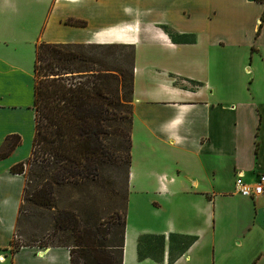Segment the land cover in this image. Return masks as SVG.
Returning a JSON list of instances; mask_svg holds the SVG:
<instances>
[{
	"label": "crops",
	"instance_id": "obj_1",
	"mask_svg": "<svg viewBox=\"0 0 264 264\" xmlns=\"http://www.w3.org/2000/svg\"><path fill=\"white\" fill-rule=\"evenodd\" d=\"M262 12L254 0H0V264H70L67 247L13 246L25 180L11 169L32 152L40 43L133 48L121 264H264V194L234 193L236 174L264 175Z\"/></svg>",
	"mask_w": 264,
	"mask_h": 264
},
{
	"label": "trees",
	"instance_id": "obj_2",
	"mask_svg": "<svg viewBox=\"0 0 264 264\" xmlns=\"http://www.w3.org/2000/svg\"><path fill=\"white\" fill-rule=\"evenodd\" d=\"M254 1L263 5L260 18L263 21L264 0ZM72 24L78 26L83 23L74 21ZM165 31L170 40L175 41L174 34L168 29ZM117 48L130 49L133 59L131 46L43 43L36 46L35 134L31 156L27 161L36 163L37 170L31 174L39 187L33 194L35 204L46 209L53 208L59 188L97 178L112 160L107 138L112 124L127 119L122 109H126L127 103H132L133 63L128 75L118 66L119 63L117 67L111 68L105 55L99 51ZM128 90L130 101L127 99ZM130 124L131 114L127 137V175ZM17 144L16 138L8 149L11 150ZM24 164L16 165L11 172L23 175ZM55 222L60 229L71 228L76 233L74 248L70 249V264H80V261L82 264H121L124 215L119 225V245L109 247L97 244L95 238L100 232L80 227L71 212H58ZM112 250H118L117 260H114Z\"/></svg>",
	"mask_w": 264,
	"mask_h": 264
},
{
	"label": "rangeland",
	"instance_id": "obj_3",
	"mask_svg": "<svg viewBox=\"0 0 264 264\" xmlns=\"http://www.w3.org/2000/svg\"><path fill=\"white\" fill-rule=\"evenodd\" d=\"M99 53L105 55L111 68L117 67L119 63L118 66L129 75L132 66L130 49H102ZM127 93V99L130 101L129 90ZM131 104L127 103L126 109H122L127 119L112 124L110 128V136L107 139L112 150V160L105 165L97 178L59 188L53 208L46 209L33 202V194L39 189L37 180L31 175L37 170L36 163L25 162L24 192L13 239L14 248L31 245L40 247L63 245L70 249L74 248L76 233L71 228L60 229L56 225L55 217L58 212H71L79 221L80 227L99 231L100 234L95 238L97 244L104 247L119 245L121 232L119 225L124 215L127 192V137ZM159 245V242L154 241L152 247L158 249ZM117 252L118 250H112L114 260H117Z\"/></svg>",
	"mask_w": 264,
	"mask_h": 264
},
{
	"label": "built area",
	"instance_id": "obj_4",
	"mask_svg": "<svg viewBox=\"0 0 264 264\" xmlns=\"http://www.w3.org/2000/svg\"><path fill=\"white\" fill-rule=\"evenodd\" d=\"M234 193L249 199H256L264 194V175H260L252 185L243 182L241 173L236 174Z\"/></svg>",
	"mask_w": 264,
	"mask_h": 264
}]
</instances>
